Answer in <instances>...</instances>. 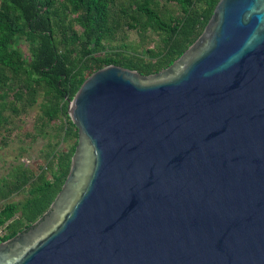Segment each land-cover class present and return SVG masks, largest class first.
Here are the masks:
<instances>
[{
    "label": "water",
    "instance_id": "95a60500",
    "mask_svg": "<svg viewBox=\"0 0 264 264\" xmlns=\"http://www.w3.org/2000/svg\"><path fill=\"white\" fill-rule=\"evenodd\" d=\"M67 113L68 174L0 264H264V0H218L171 65L98 69Z\"/></svg>",
    "mask_w": 264,
    "mask_h": 264
},
{
    "label": "trees",
    "instance_id": "16d2710c",
    "mask_svg": "<svg viewBox=\"0 0 264 264\" xmlns=\"http://www.w3.org/2000/svg\"><path fill=\"white\" fill-rule=\"evenodd\" d=\"M217 2L0 0V122H8L9 136L14 119L41 97L37 133L58 121L61 142L75 140L47 153L37 171L20 164L0 180V242L30 228L60 191L77 142L67 106L83 81L111 64L142 75L168 67L201 34ZM120 29L125 37L134 31L137 43L110 45ZM20 35L29 57L15 46ZM17 193L24 198L5 201Z\"/></svg>",
    "mask_w": 264,
    "mask_h": 264
},
{
    "label": "rangeland",
    "instance_id": "374dc122",
    "mask_svg": "<svg viewBox=\"0 0 264 264\" xmlns=\"http://www.w3.org/2000/svg\"><path fill=\"white\" fill-rule=\"evenodd\" d=\"M122 40L127 44L137 43L138 37L134 31H128L125 37L124 30L120 29L116 33L115 38L111 40L110 45L115 48L121 44ZM15 46L24 57L30 56L28 43L24 36L20 35L17 38ZM5 101H8V99H5ZM41 101L42 98L39 97L33 107L14 119V126L11 127L9 136L8 122H0V180L8 177L12 168L20 164L28 169L37 171L39 165L44 163L47 153H51L54 149H63L67 146V143L75 141L61 142V136H59L61 131L58 121L47 123L44 131L40 134L37 133L39 124H36L35 120L40 114L39 106ZM6 115L8 116V110L5 112ZM23 198V193H17L5 201H20Z\"/></svg>",
    "mask_w": 264,
    "mask_h": 264
},
{
    "label": "built area",
    "instance_id": "2783aa9c",
    "mask_svg": "<svg viewBox=\"0 0 264 264\" xmlns=\"http://www.w3.org/2000/svg\"><path fill=\"white\" fill-rule=\"evenodd\" d=\"M0 234H1V231H0Z\"/></svg>",
    "mask_w": 264,
    "mask_h": 264
}]
</instances>
